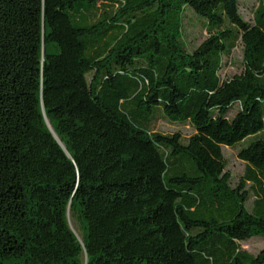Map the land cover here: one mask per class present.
Returning <instances> with one entry per match:
<instances>
[{
  "label": "trees",
  "instance_id": "trees-1",
  "mask_svg": "<svg viewBox=\"0 0 264 264\" xmlns=\"http://www.w3.org/2000/svg\"><path fill=\"white\" fill-rule=\"evenodd\" d=\"M241 8L0 0V264H264L241 246L264 237V0Z\"/></svg>",
  "mask_w": 264,
  "mask_h": 264
},
{
  "label": "rangeland",
  "instance_id": "rangeland-1",
  "mask_svg": "<svg viewBox=\"0 0 264 264\" xmlns=\"http://www.w3.org/2000/svg\"><path fill=\"white\" fill-rule=\"evenodd\" d=\"M257 3L258 0H242L241 10L247 20L252 21V9ZM188 36L190 41L195 44H198L207 36V32L201 31L200 28H190ZM242 61L243 46L240 44L235 49L233 56L222 71V77L227 78L236 73H239L242 68ZM157 129L166 133L181 131L185 136L191 135L194 131L190 125L171 124L166 121H160L157 125ZM223 150L229 163L228 170L234 178V183L237 184L239 183V180L245 171L246 163L239 158L237 149L231 147H224ZM241 246L249 252L257 254L262 249H264V237H254L246 242L241 243Z\"/></svg>",
  "mask_w": 264,
  "mask_h": 264
},
{
  "label": "water",
  "instance_id": "water-1",
  "mask_svg": "<svg viewBox=\"0 0 264 264\" xmlns=\"http://www.w3.org/2000/svg\"><path fill=\"white\" fill-rule=\"evenodd\" d=\"M50 128H51V125L49 124ZM52 129V128H51ZM53 131V130H52ZM56 135V134H55ZM57 136V135H56Z\"/></svg>",
  "mask_w": 264,
  "mask_h": 264
},
{
  "label": "bare ground",
  "instance_id": "bare-ground-1",
  "mask_svg": "<svg viewBox=\"0 0 264 264\" xmlns=\"http://www.w3.org/2000/svg\"><path fill=\"white\" fill-rule=\"evenodd\" d=\"M52 130H53V127L51 126ZM54 131V130H53Z\"/></svg>",
  "mask_w": 264,
  "mask_h": 264
}]
</instances>
